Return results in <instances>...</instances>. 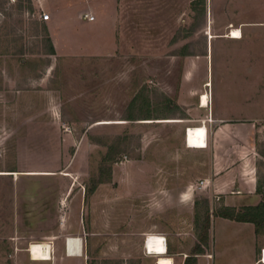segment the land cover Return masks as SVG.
Masks as SVG:
<instances>
[{"label": "rangeland", "instance_id": "rangeland-1", "mask_svg": "<svg viewBox=\"0 0 264 264\" xmlns=\"http://www.w3.org/2000/svg\"><path fill=\"white\" fill-rule=\"evenodd\" d=\"M86 1L64 0L69 2L61 14L64 54L58 55L52 54L37 0H0V264L60 262L52 256L34 261L26 252L31 241L25 236L44 232L51 223L27 221L20 200L24 203L29 189L50 203L58 187L64 219L69 207L60 194L72 182L83 194L85 187L87 195L82 226L71 224L74 230L82 227L89 264L140 263V233L147 228L165 232L170 255L184 264L206 215L209 242L203 254L195 255V264H215L214 251L217 264L249 262L251 232L214 216L224 207L222 200L188 189L208 174L210 155L183 149L174 124H160L157 140L149 145L147 126L136 121L153 114L184 116L197 104L178 106L177 99L193 103L198 98L199 104L208 93L207 115L247 127L245 135L238 134L240 142L227 149L252 156L254 182L264 195V30L249 31L238 40L224 38L226 31L209 28L210 16L205 17L199 3L186 30L173 39L167 31L160 40L146 38L137 14L140 27L133 26L131 39L115 55L88 57L89 50L105 48L103 44L114 48L101 23L83 18ZM100 2H91L97 12ZM181 36L188 38L186 45L179 44ZM153 122L183 121L143 123ZM45 171L54 174L28 176ZM183 192L190 196L180 202ZM244 202L254 204L255 199ZM64 223L68 225L61 221L58 226ZM257 238L258 246H264V228Z\"/></svg>", "mask_w": 264, "mask_h": 264}, {"label": "crops", "instance_id": "crops-1", "mask_svg": "<svg viewBox=\"0 0 264 264\" xmlns=\"http://www.w3.org/2000/svg\"><path fill=\"white\" fill-rule=\"evenodd\" d=\"M37 2L38 6H40L45 13L50 14V21H43V23L48 26L54 51L58 55L64 54L60 53V46L62 44V38H60V26L61 22L65 20L63 18L64 15L61 16V14H63L66 10L67 7L65 5H68L69 2H66V4L64 0H37ZM91 2L92 0L86 1L88 7L83 14V18L85 15H93L94 21H89L86 18L84 19H86L90 24H95L97 22L99 24L101 23L102 28H100V30L104 32L105 39L114 49L108 50L106 44H103L105 48L89 50L86 55L88 57H109L115 55L118 46L131 39L130 32L132 29L134 31L136 27H140L136 24V18L134 17L137 14L142 16V26H144V30L148 31V33L145 34L146 38L149 37L152 40H160L161 37L165 35L163 32L167 31L169 32V38L173 39L177 34V31L186 30V24L192 21L190 14L197 11L196 5L199 3L204 5L202 12L205 14V17H207V14L210 16V20L207 23L209 28L226 31L225 35H223L224 38L238 40L226 37L231 34L233 29L240 30L242 32V38L245 34L249 36V31L264 30V0H101L99 12L95 11V7L91 5ZM207 7L209 8V13H207ZM135 25L136 27L134 28L133 26ZM104 28H106V32L104 31ZM214 36H216L214 38L220 37L217 35ZM181 37L182 38H179L178 40L179 44L186 45V40L188 38L185 36ZM193 101V103H191L187 101L186 98L177 99L178 106L185 104L184 102L197 104L196 106L185 110V115L181 117L174 115H162L161 117H155L153 114L143 118H138L136 121L137 123L145 124L147 126L145 140L149 143V145L150 142L157 140L160 133L159 131L161 130V126H159L160 124L163 126L166 124L176 125V136L183 149H186L188 152L207 153L210 155L208 174L204 177V180H206V187L203 190H205L206 194H208L211 198L222 200V205L224 207L237 209L247 206H255L264 202V195L258 192V184L254 182L252 156L248 155L247 151L227 149L228 146H234L240 142L238 134L239 132H242V134L245 135L244 131L247 130V127L243 124H234L231 121L218 120L213 114L207 115V108L202 107V104L200 105V101L198 104V98H195ZM203 114H205V116H203ZM167 119H180L183 122L143 123L144 121ZM208 119H212V122ZM204 120L207 121L204 123ZM194 125H198L199 127L206 126V129L208 130L207 148L197 149L187 146L186 130ZM211 127H213L212 130ZM247 140H250V138L246 137L245 141ZM28 173L30 172H26L27 175ZM35 173L38 174L28 176L41 175L47 177L54 174L48 171ZM42 173H50L51 175H44ZM197 185L198 184H192L188 187L192 194L196 191ZM76 188V183L72 182L71 186L66 188L65 191L63 189L60 194V198L65 195L67 199L66 204L69 207L68 212L64 215V219L61 218L62 215L59 213L60 206H62L64 200L59 201L58 187L54 188V191H56L54 196L56 198L54 197V201L50 203H42L39 199V194H37V192L31 193V191H28L29 189L25 194L26 199L24 198V203L20 200V203L22 202L20 206L23 208L25 206V213L28 211L29 217L27 218L25 215L27 221L33 220L36 223H51L48 229L44 230V232H40L39 234L32 233L28 237L25 236V239L29 238L28 241H31V244L36 242H49L52 246V257L55 259V262L56 258L60 261L58 264H89L86 238L85 235L82 234V225L80 223L83 221L82 214L83 210H85L84 208L87 195L85 193V187L84 194L81 190L77 191ZM189 193H181L179 201L182 202L183 198L190 196ZM42 194L45 195V193ZM249 199H255V203L249 204L244 202V200ZM31 207H33V209H31L33 213L30 212V210H27V208L29 209ZM218 218L223 220L225 223L232 224V226H237L241 229L246 228L251 232L254 249L252 252L253 258L245 264H259L260 249L264 246H258V235L256 234L254 224L236 222L222 217ZM61 221L67 222L68 225L64 223L63 225L58 226V223ZM71 222L79 223L81 225L79 230H74L75 228ZM150 235H159L166 239V254L167 256L172 257L174 264H176L175 258L170 255L167 234L159 230L153 231L149 228L140 233V236L144 239V248L140 257V263L136 264H157V255L147 253L145 248L146 240ZM67 237L76 238L79 243L74 245L70 244L68 246L66 243ZM31 244H29L26 249L30 258L31 255L29 248ZM218 256L219 254L214 251L215 264H217L216 260L218 259ZM154 258L155 261H153ZM222 264L243 263H235L234 261H231Z\"/></svg>", "mask_w": 264, "mask_h": 264}, {"label": "bare ground", "instance_id": "bare-ground-1", "mask_svg": "<svg viewBox=\"0 0 264 264\" xmlns=\"http://www.w3.org/2000/svg\"><path fill=\"white\" fill-rule=\"evenodd\" d=\"M228 37L233 38V39H240L242 38V32L240 30L233 29L232 33L229 34ZM212 38L214 37L212 36ZM200 101H201L202 107L208 108L210 105L209 94L204 93L201 96ZM206 131H207L206 126L205 127L204 126L190 127L189 136H188L189 147H193L197 149L206 148V141H205ZM162 241H164V238H162V236L150 235L147 243H145L146 251L149 250L153 252V254L157 255L158 257L157 264H174L173 258L170 256H167L166 246H165V243ZM30 255H31L32 260L34 261H50L52 259L51 244L48 242L33 243L30 248ZM261 259H263L261 263L264 264V254L263 256H261Z\"/></svg>", "mask_w": 264, "mask_h": 264}, {"label": "trees", "instance_id": "trees-1", "mask_svg": "<svg viewBox=\"0 0 264 264\" xmlns=\"http://www.w3.org/2000/svg\"><path fill=\"white\" fill-rule=\"evenodd\" d=\"M54 48L52 45V54H54ZM94 189L90 191L93 192ZM259 192V189H258ZM208 204V201H206ZM215 217H222L236 222L252 223L256 228V234L258 235L261 229L264 228V202L255 206H247L243 208L222 207L219 211L214 212ZM209 225L210 217L206 215L204 225L202 226V233L197 236V244L193 250L192 256L187 257L184 264H195V255L203 254L204 248L209 242Z\"/></svg>", "mask_w": 264, "mask_h": 264}, {"label": "built area", "instance_id": "built-area-1", "mask_svg": "<svg viewBox=\"0 0 264 264\" xmlns=\"http://www.w3.org/2000/svg\"><path fill=\"white\" fill-rule=\"evenodd\" d=\"M84 18H86L87 20H89V21H94V16L93 15H85V17ZM40 19L42 20V21H44V22H47V21H50V14L49 13H42L41 15H40ZM232 33V32H231ZM210 122H212V119H208ZM207 120H204L203 122L205 123ZM188 136H189V128H187V130H186V144H187V146H189L188 145ZM205 141H206V148H207V146H208V130L206 131V135H205ZM206 187V180H201L200 182H199V184L196 186V190H203L204 188ZM163 238V237H162ZM147 241H148V239L146 240V243H147ZM162 242H164L165 243V246H166V252H167V243H166V239L164 238V241H162ZM66 243H67V245L69 246L70 244H72V245H74V244H76V243H79L78 242V239H76V238H67V240H66ZM147 253H149V254H153V252H151V251H149V250H147ZM263 254H264V248L261 250V256H263ZM153 255H156V254H153ZM263 261V259H261L260 258V260H259V263H261ZM263 264V263H262Z\"/></svg>", "mask_w": 264, "mask_h": 264}]
</instances>
